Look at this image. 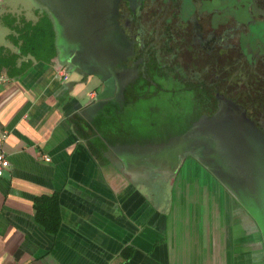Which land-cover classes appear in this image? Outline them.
Returning <instances> with one entry per match:
<instances>
[{
    "label": "crops",
    "instance_id": "1",
    "mask_svg": "<svg viewBox=\"0 0 264 264\" xmlns=\"http://www.w3.org/2000/svg\"><path fill=\"white\" fill-rule=\"evenodd\" d=\"M42 16L52 37L34 26ZM56 29L41 0H0V264H264L251 222L221 191H143L123 167L133 153L106 141L89 106L101 82L68 66ZM51 195L54 232L32 206Z\"/></svg>",
    "mask_w": 264,
    "mask_h": 264
},
{
    "label": "flooded vegetation",
    "instance_id": "2",
    "mask_svg": "<svg viewBox=\"0 0 264 264\" xmlns=\"http://www.w3.org/2000/svg\"><path fill=\"white\" fill-rule=\"evenodd\" d=\"M110 2L73 8L74 0H60L59 10H49L60 26L62 54L73 58L68 66L98 67L101 80L112 81L99 110L112 117L110 139L133 153L123 167L134 168L153 198L173 188L222 192L223 205L231 202L242 212L239 220L251 222L264 263L257 223L218 178L224 171L218 172L208 132L212 117L232 112L223 103L230 100L264 134V0H118L114 22ZM150 97L154 120L142 129L132 120Z\"/></svg>",
    "mask_w": 264,
    "mask_h": 264
},
{
    "label": "water",
    "instance_id": "3",
    "mask_svg": "<svg viewBox=\"0 0 264 264\" xmlns=\"http://www.w3.org/2000/svg\"><path fill=\"white\" fill-rule=\"evenodd\" d=\"M41 1L48 10L51 6L54 10H59L60 0ZM95 1L99 5L103 0H91L93 5ZM117 2L118 0H111L109 5L111 14L109 19L111 21H113L117 12ZM89 3L90 0L86 6H89ZM51 9L49 11L52 14ZM99 9L103 10L100 6ZM55 25L57 26L56 31L60 35V26L57 25L56 21ZM70 32L72 35L75 34L73 29ZM116 33V30L113 31L116 42H119L122 38ZM61 43L60 39L57 47L60 54H62L63 48V43ZM71 47H74V43L71 44ZM108 56L109 52L106 51V54L103 55L104 60L108 59ZM72 59L68 55L66 62L70 63ZM83 64L82 68L77 66L76 69L89 75H94L101 80V69L95 66L88 67L85 63ZM112 90L113 85L110 78L104 80L101 90L94 95L95 97H93L89 106L99 107L111 97ZM223 103L232 107V112H229L228 115L221 112L220 115L212 117L211 129L208 131L215 142L211 143V148L215 155V161L218 163V172L224 171L218 178L222 180L225 187L234 194L238 202L246 208L255 223H257L260 234L259 241L264 253V134L255 127L250 119L244 116V111L239 110L240 107L238 105H235L230 100H225Z\"/></svg>",
    "mask_w": 264,
    "mask_h": 264
},
{
    "label": "trees",
    "instance_id": "4",
    "mask_svg": "<svg viewBox=\"0 0 264 264\" xmlns=\"http://www.w3.org/2000/svg\"><path fill=\"white\" fill-rule=\"evenodd\" d=\"M35 27L44 28L47 30L49 28V32L52 35V29L50 22L48 18L45 16H42L35 24ZM52 37V36H51ZM51 40V39H50ZM50 54L53 53V43L51 41L50 43ZM104 120H102L103 128L105 131V134L103 133V136H105L106 139L109 140V138L113 135H115V129L113 128L112 124V117L106 118L104 115L102 116ZM33 210H34V219L36 222L44 227L49 232H54V230L57 228V224L59 222V214L57 212V199L54 195L51 196H39L33 198Z\"/></svg>",
    "mask_w": 264,
    "mask_h": 264
},
{
    "label": "rangeland",
    "instance_id": "5",
    "mask_svg": "<svg viewBox=\"0 0 264 264\" xmlns=\"http://www.w3.org/2000/svg\"><path fill=\"white\" fill-rule=\"evenodd\" d=\"M79 0H74V4L71 3L73 8H84L86 6V4L88 3L89 0H85V3L83 5H78L76 4ZM98 1V0H97ZM76 2V3H75ZM155 101L153 100L152 97H150L149 99H145V100H141L140 104H141V110L139 111V117L138 119H133L132 122L133 123H138L139 127H141L142 129H150V124L149 120H154V113L151 115H148V111L146 106H151L152 104H154Z\"/></svg>",
    "mask_w": 264,
    "mask_h": 264
},
{
    "label": "built area",
    "instance_id": "6",
    "mask_svg": "<svg viewBox=\"0 0 264 264\" xmlns=\"http://www.w3.org/2000/svg\"><path fill=\"white\" fill-rule=\"evenodd\" d=\"M5 80L4 76L0 74V81ZM44 160L48 161V158L45 156L43 157ZM8 166V161L3 153L0 151V175L3 173V170L6 169Z\"/></svg>",
    "mask_w": 264,
    "mask_h": 264
}]
</instances>
